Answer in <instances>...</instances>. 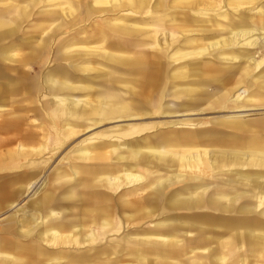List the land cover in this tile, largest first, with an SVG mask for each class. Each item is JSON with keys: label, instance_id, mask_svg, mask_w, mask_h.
I'll return each mask as SVG.
<instances>
[{"label": "rangeland", "instance_id": "1", "mask_svg": "<svg viewBox=\"0 0 264 264\" xmlns=\"http://www.w3.org/2000/svg\"><path fill=\"white\" fill-rule=\"evenodd\" d=\"M130 1L0 0V18H14V33L9 34L2 27L0 46H40L41 41L44 43L43 46H52L50 48L52 50L48 63L38 68V74L43 79L49 76L56 81H61L65 77L64 80L69 85L67 89L56 92L51 91L50 96L46 85H41L38 97L32 98L28 96L29 94H24L23 104H17L20 100L13 98H10L7 102L8 108L4 111L5 113H2V118L0 119V122H7L8 124L6 133L0 134V143L3 142L0 145V236L7 233L9 236H17V240H27L28 238H22L18 235L21 234L20 232L23 227L30 226L36 220L45 217L47 209L49 210V208L43 210L45 208L41 209L36 206V202L40 201L42 197H47V203H50L51 207H53L54 203H66L63 210L65 209L64 212L66 218L69 219V223H72V219L77 220L80 208L77 202L80 195L75 193L76 195L72 196V192L70 193L69 191L67 194L64 193L72 188L73 185H76V183H72V179L74 178L72 169L79 171L81 178L85 179L86 177L85 180H82V184L83 186L88 185L86 186L88 187L87 189L77 191V193L81 192V196L84 198L88 197L91 199L90 201H94V189L91 190L89 187H94V183L92 182L95 178H91L89 175L92 173H88V175L83 169H88L92 166L97 168H102L103 166L107 169L112 168L110 165L116 161L113 155L115 148L107 146L104 149H94L93 147L94 144L103 141H113L114 144L122 142L116 139L118 136L116 133L118 132H130L133 134L131 137L136 136L139 138L144 134L155 135L157 127H161L167 122L178 121L180 122V126L176 130L179 133L190 135V132H193L191 136H194L195 139L198 138L199 141L205 138L201 136V133L205 132V130L212 131L214 139L226 144L231 143L230 137L232 135L239 134V132H235L225 126L208 125L211 119L229 116L234 110L232 108H218L203 112V101H200V94L204 88L201 87L200 82L205 84L209 82V85L212 87L219 88L222 85H226L227 82L235 84V79L240 75L238 69L241 63V60L238 58L240 54L236 55L235 52L246 47L239 46L241 44L237 47L231 45V47L229 43L230 34L241 26L250 28L251 21L250 17L239 9H237L238 14L233 13L234 6L238 7L239 5L249 3L251 4V8L255 9L254 12H256L257 10L264 9V0H255L251 3L247 0H212L213 2L208 4V6L206 3L201 4L197 2V10L194 11L172 9L173 0L159 2V6L156 5V0H147L146 4H144L145 6L139 5L141 0ZM222 40L224 44L229 46L225 47L226 45L222 43ZM212 42H220V46L217 45L218 47L216 48L207 49L199 55L196 53L197 51H194L195 48L201 49L206 44L210 46ZM150 47L155 48L152 53L157 52L159 57L149 52L150 49L148 48ZM250 50L253 51L251 52L253 54L258 52L257 61L260 59L264 60V48ZM144 51L146 52L144 56L145 60L148 63L152 62L155 64L154 67L157 69L155 71L156 79L159 77L164 79V82L155 91L151 92L153 96L161 98L156 108H152L151 103L145 104L144 99H138V97L126 93L124 88L121 89L120 86L116 85L117 89L114 92L121 94L125 103L129 105L131 102L137 103L135 105L131 104L132 107L129 108V112L133 115L132 117L116 120V123L115 120L113 123V121H103L102 117H97L102 122L90 129H85L88 124L82 122H73L70 124L73 126L67 128L68 126H66L63 116L57 121L53 115L41 111L42 104L46 102L50 103L51 109L56 108L58 103L53 99L55 95L75 99L80 102L81 107L87 108V105H91L90 103L96 104V101L103 95L100 94L101 88L107 85L109 80L119 83L130 81L135 85L143 84L144 78L142 79L133 74L134 68H129L124 63L111 62L106 56L107 54H114L118 56V60L123 61V59L133 55L135 52H140L143 56ZM169 62L170 64H168ZM165 64L168 66L165 67ZM262 68H264V63L252 75L258 74ZM26 69L29 72L31 71L32 74V67ZM197 72L200 73L198 74L199 76H190L191 73L195 74ZM37 76L36 74L34 77ZM251 78L252 76L246 80L247 83H250ZM187 82L196 84H189ZM74 87L75 90H72ZM246 87L244 84L236 87L230 94L228 101H231L235 95L240 93L237 90L240 89L242 91ZM133 90L136 92L139 89L138 87H134ZM191 90L195 92L188 94L187 92ZM17 107L18 109L23 107V120L15 117ZM162 108L165 109L164 114L159 113ZM31 109L35 110L36 113H33ZM189 109L196 110L197 114L183 116ZM261 118H264V110L251 112L243 117V119L248 120ZM66 129H70V131ZM137 130H142V132L135 134L133 131ZM163 130L166 131L161 130V132H167L171 128L168 127ZM63 131H69L72 135L66 140L61 139L60 134ZM249 136H252V134ZM201 143L204 144L203 141ZM35 149L39 151V154H37L38 151L31 152ZM196 149L192 156H198L201 159L207 158L209 160L221 157L220 155H215L214 150L211 148L206 150L211 152L208 155H203L204 150L202 147H196ZM85 150L93 153V156L101 155L100 157L106 156L107 158L103 161L100 159H84L81 157V152ZM183 151L187 152V150ZM225 156L227 159L234 157L231 154H226ZM168 163L167 161L161 167L158 165V161L155 160L149 166L139 165L138 167L137 165L135 171L143 172L142 170L146 169L153 173L149 179H154V181L162 179L166 181L167 178L170 179V173L167 169ZM116 164L114 170L109 169L105 173L102 171L105 175L108 172L109 174L111 173V180L114 176L125 177L126 175L122 169L123 165L121 163ZM174 169H177V172L182 173V175L185 173L184 169L179 166ZM186 178V175H184L180 178L179 182H176L174 181L175 178L171 176V179L165 185L166 192H164V196L170 199L180 195L196 194L197 192L203 195L204 192L201 189L208 188L211 185V180L199 182L198 180L191 181ZM27 183L32 184V192H29V189L25 187ZM147 183L144 182L142 184L143 188L141 187L135 191V196L138 195L137 192L141 196L143 193H150L154 190V188L146 187L145 184ZM189 184L195 185V188H189ZM122 185L120 182L112 184L113 199L116 201H118V198H126L122 193H118V189H122ZM89 192H92V194H89ZM240 192L244 191L240 190ZM62 193H64L63 195H67L66 200L63 199ZM203 197L208 196L205 194ZM35 198L36 201H34ZM247 202L250 204L255 203L251 200H247ZM12 203L17 205V207L13 209ZM31 205L33 206L31 207ZM152 206L158 208V211L159 209H162L163 212L166 211L168 221L171 219V213L177 210V208L171 206L164 207L158 204H152ZM198 207L197 205L196 208ZM261 209L264 208L261 207ZM166 213L162 215V220L165 219L164 215ZM156 218L159 219V216L146 221V229H143V227L142 229H137L139 233L133 232L131 229L132 225L125 227L124 231L121 227V233L119 232L117 236H110L106 240H103L101 247L109 248L112 245L123 246L120 242L121 236L126 233L129 241H134L131 240L133 236L139 237L146 233L156 235L157 231L154 229V225L165 224V221L161 222L160 220H156ZM131 222L135 221L132 220ZM221 228L223 227L217 230L219 234L223 233ZM69 230H61V233H73L72 229ZM171 232H174L172 228L169 230V233ZM32 234L27 237L34 239L39 236L37 230H34ZM71 246L73 247H71L73 252L80 251V248L74 242L71 243ZM255 246L254 244L252 246L243 244L241 247L235 248L228 259H223V262L218 258L220 251L213 249L212 254L206 257L200 253L201 256L199 254L196 255L199 257H195L194 260L196 262L192 264H264V244ZM149 247L152 248V246ZM131 248L132 246H130L129 251H131ZM256 248H260V255H256ZM125 251L128 250H124L123 252ZM98 256L100 254H93L88 259V262H94ZM113 256L117 257L118 255L115 254ZM122 256L120 255V257ZM191 256H185L184 254L181 257L178 256V262L181 264H191L187 259V257ZM203 258L205 259L203 260ZM200 260L204 262L201 263ZM121 263L139 264L137 256ZM169 263L176 264V262Z\"/></svg>", "mask_w": 264, "mask_h": 264}, {"label": "bare ground", "instance_id": "2", "mask_svg": "<svg viewBox=\"0 0 264 264\" xmlns=\"http://www.w3.org/2000/svg\"><path fill=\"white\" fill-rule=\"evenodd\" d=\"M162 1L165 2L166 0H156V5L159 6L160 4L159 2ZM247 1L251 3L255 0H247ZM146 2L147 0H141L139 5H144L146 4ZM197 2H200L201 4L206 3V5L208 6V4H211V2L213 1L212 0H173L172 2L173 4L171 5L172 6L171 8L176 10H183V11H194L197 10V5H196ZM250 5L251 4L248 3L244 5H239L238 7L234 6L235 9L233 10V13L235 14L236 13L238 14L237 9L241 10L242 13H246V15L250 17V21H251L250 28H244V26H241L230 34L231 37L229 40L230 46L235 45L234 47H237L239 44H241L239 46L246 47L245 49L243 48L242 50H237L235 52L236 55L240 54L238 58L239 60H241V63L239 64V69L237 68L239 70L240 75L237 76V78L235 79L236 81L235 84L233 85L230 82H227L226 85H222V87L219 88V87H212L211 85H209L210 84L209 82L208 84L200 82L201 87L204 88V90L200 94L201 96L200 101H203L202 102L203 112L218 108L219 109L232 108L234 110L232 111V113H230L229 116H223L219 119H211L208 122V125L210 126H225L231 130H234L235 132H239L238 136L234 137L235 140L231 141L232 146L228 150H225L226 147L223 148V145H221L224 144L223 142L217 140L216 145L219 147H217L216 151L214 150L215 152L214 154L220 155L221 160L219 161L218 158H215L214 160L211 159L209 160L207 158L201 159V157L192 156L193 152L197 150L196 147L200 148L202 143L201 141H199L198 138L195 139L194 136H191L193 132H190V135L186 133L183 134L179 133L176 130L180 126L179 125L180 122L178 121L167 122L163 124L161 127H157L155 135L144 134L139 138L136 136L131 137L133 136V134L130 132H120V133L118 132L116 133L118 135L116 139L121 140L122 142L115 144L113 143V141L98 142L94 144L93 148L104 149L107 146L114 147L115 152L112 153L116 161L113 160L114 164L110 165L112 168H108V169L105 168L104 171H107L109 169L114 170L115 166L117 165L116 163H121L123 165L122 166L123 172L126 175L125 177L114 176L113 179L111 180L110 175L112 174L111 173L109 174L108 172L106 173V175L97 177V179H95L92 182L94 183V188L98 187L99 191H97L98 194L93 203V208L83 211V213L90 216L91 218L81 219L79 226L76 225L72 227L71 224V228H70L66 225L67 223L63 224L62 222L57 221L59 219V216L57 214H59L60 212L59 213L56 212L55 208L59 209L61 205L54 204L53 207L50 208V211H47L45 217L36 220L35 223H33L30 226H24L20 232L21 235L27 237L29 235H32L34 230H37L40 239H42V241H44L49 246L52 245V247H54L55 244L52 242H54L55 240L64 239L70 243L74 242L75 244L78 245L79 248L88 247L91 251H94L97 250L96 249L97 247H100L98 246V242H100L101 239L103 241L110 236H117V234L121 230V227L122 230L124 231L125 227L130 226L127 224L124 225V223H122L121 225V220L123 219L122 218L120 219V217L122 216H124L126 220L132 219L135 216H139V217L142 216L140 218H137L139 220L135 221L136 223L135 222L132 223V228H131L134 233H139L137 232V229H142V227L143 229H146L147 223L145 221L153 217L152 211L151 210L148 211V208H151L150 206H152V204L163 205L164 207L171 206L177 209H191L198 205L199 208L216 209V210L222 207L223 212L226 214V216H237L238 218L239 215L242 216L244 215L246 216L245 218H247L248 220L237 221L238 224L229 223L223 226L213 225L216 222L212 221L211 220L212 218L207 220V223L212 224V226H208L205 224L184 225V226L174 225V222H169L171 221L169 220L167 223L165 222L166 224L154 225V229L157 231V232L155 231L157 233L156 235H149L148 233H146L140 235L139 237L133 236L132 237L133 239L131 240L134 241H129V238L126 235L127 233L124 234L123 236H121L122 238L120 241L123 246L118 247L117 245L116 246L112 245V252L115 254H118L119 252L122 253L124 250H129L130 246H132L129 254H132V256L133 255L137 256V260L139 264L140 263L156 264L155 261L157 260H166L165 262L157 261L158 262L157 264H170L169 262L175 263V259H176L175 256L181 257V255L183 254L185 256L192 255L191 257H187L188 261L192 264L196 262L194 260L195 257L198 258L199 256H201L200 254L204 255L205 257L207 255H211L212 252L214 251L213 249L220 251V253H218V258L223 262V259L225 260L228 259L229 255H231L234 252L235 248L237 247L239 248L243 244L249 246L250 245L252 246L253 244L256 246L258 244H264V209H261V207L264 208V118L257 120L243 119L244 115L246 114H250L251 112H255V111L264 110V68H262L258 74L252 75L254 71L257 70V68H259L262 63H264V60L260 59L257 61L256 59H258V52L253 54L251 53L253 51L250 50V49L256 50L257 48L258 49L264 48V9H260L254 12L255 9H252ZM12 22L14 21L7 20L6 23L4 22L3 25H6V27H8L7 29H10L12 25L14 26V23ZM222 43L224 44L223 40ZM43 45L44 43L41 41L40 46ZM217 45L220 46V42H214V43L212 42L210 46H207L206 44V46L204 45L201 49L195 48L194 51H197L196 53L199 55L200 53H204V51L207 49L218 47ZM227 46L229 45H226L225 47ZM148 49H150L149 52L152 55L159 57V54L157 52H155L154 54L152 53V51L155 48L150 47ZM145 53L146 52L144 51L142 56L140 52H135L133 55L128 56L126 59H123V61L120 59L118 60L117 58L118 56L114 54H107L106 56V58L111 60V62L124 63L129 68H134L133 74H135L137 77H140L142 79L144 78L143 84L140 83L135 85L130 81L128 82L123 81L119 83L114 80H109V83L107 85H104L100 90L101 91L100 94H103L104 96L102 95L99 98V100L95 99L97 100L96 104L90 103L91 105H87V108L81 107L79 101L71 98H63L57 95L54 97L55 102L58 103L56 108L51 109L50 105L44 104L42 107L43 109L41 111L44 112L47 111L48 112L47 114L53 115L55 120L57 121L59 120L60 117L63 116L66 126L67 125L69 126L73 122L75 123L82 122L88 124V126H86L85 129H90L92 127L97 126L99 123L102 122V120L113 121V123L115 120L116 123V120L123 119L126 117L127 118L132 117L133 115L129 112V108H131L132 105L137 104L133 102H131L130 105L125 103L123 96L119 93L114 92V90L117 89V86H120L121 89L124 88L126 90V93L130 95H134V97H138V99L141 98L144 99L143 101L145 102V104L151 103L152 106L151 105L150 106L152 108H156L161 98L160 97L158 98L155 95L153 96L151 92L155 91L158 88V86L164 82V79L160 77L156 79L155 71L157 69L154 67L155 64H153L152 62L148 63L145 60L144 58ZM255 55H257V57H255ZM166 64L165 67L168 66ZM168 64H170V62ZM111 68L113 69V67ZM198 74L200 73L198 72L195 74L191 73L190 76H199ZM250 76H252L250 83H247L246 80ZM9 79H11V77ZM51 82L54 81H51V79H49L48 83L50 84ZM187 83L196 84L191 82H187ZM53 84L55 83H52V85ZM243 84L244 86L247 87L243 88L242 91L240 89L237 90L240 91V93L235 95V97L231 99V101H228L232 91L236 87L241 86ZM62 85L64 86V89H67L68 86L66 85V83ZM58 87L60 86H57L56 90L59 89ZM134 87H138L140 91L136 90L135 92L133 90ZM72 90H75V87L72 88ZM190 92L194 93L195 91L191 90L187 93L189 94ZM0 110H4V107H0ZM186 112L187 113L183 116H193L197 114L196 113L197 111L194 109L193 110L189 109ZM159 113L164 114L165 109L162 108L159 111ZM165 115L167 116V114ZM97 117H102L103 119L100 121L99 118L97 119ZM168 127H170L171 130L167 132H161V130L166 131L163 129ZM133 132L135 134H140L142 130H137ZM209 132L210 131L205 130V132L203 131L201 133V136L208 137ZM251 134L252 136H249ZM60 135H61V139L66 140L72 134L69 131H63L61 132ZM206 140L209 141V139L202 138V141H206ZM13 142L15 141L13 140ZM228 144L230 145L231 143ZM183 150H187V152H184ZM203 150H204L203 155H208L211 153L206 151L207 148H203ZM226 154H231L234 157L232 159H227L225 158ZM83 155H84L83 157L88 159L104 160L107 158L106 156L100 157L101 155L93 156V153L87 150L84 151ZM155 160L158 161V165H160L161 167L164 166L167 161L169 162L167 165V169L169 170L170 173L169 178L171 179V176H173L176 179V180L174 179V181L176 182H179L180 178L183 177L184 175H186L187 180H191V181L198 180L199 182H202V181L211 180V185L208 186V188L206 187L204 189H201L204 192L203 195L206 194V196L208 197H203L201 193L197 192L196 194L180 195V196L172 197L170 199L166 198L164 196V192H166L165 185H167V181L170 179L167 178L166 181L162 179L154 181V179H149L153 174L152 172L146 169L142 170L143 172L135 171L137 165L138 167L139 165L149 166V164H153ZM178 166L184 169L185 172L184 175H182V173L177 172V169H174ZM73 172L74 175H76V172L74 170ZM187 174L189 175L187 176ZM119 182L122 183L123 185H122V189H118V193H122V195L125 196L126 198H123L122 201L120 200L117 203V201L115 200L113 201L114 194L111 189H112V184H116ZM144 182L145 183L148 182L147 184H145L146 187L154 188V190L151 191L150 193H143V195L141 196L137 192L138 195L135 196L136 194L135 191L139 190ZM79 184L83 185L82 182H80ZM86 186L88 185L86 184ZM26 187L29 189V192H32V184L27 183ZM188 187L195 188V185L193 186L189 184ZM91 188H93V186ZM240 190H243L244 192H240ZM36 198L38 199V197ZM36 198L34 199V201H36ZM46 198L47 197H43L42 199H40L41 201L37 200L38 202H36V206L41 209L46 208L48 206L50 207L49 203H47ZM66 198L67 196L64 199ZM247 200L254 201L255 203L250 204L247 202ZM13 205H12L13 209L14 207H17V205L14 206ZM32 206L33 205H31V207ZM117 210L118 211L122 210L123 212L125 211V213H121L122 216H120ZM128 210L133 215H131ZM138 213L143 214L144 218L143 215H139ZM254 214H257L259 217L262 218V220H255L257 219L255 218L254 221L257 222H254L251 219V217L254 216ZM243 222H249V223H243ZM220 227H223L221 228L223 230V233L221 234L217 232V230ZM68 228L72 229L73 233L69 232V233H65L67 234L65 235L59 232V230H66ZM85 228H87V231H85ZM169 228L170 229L172 228L174 232L169 233L170 230ZM68 246L70 245L68 244ZM149 246H152V248H150ZM259 249L260 248L255 249L256 255L261 254L260 253L261 251ZM129 254L127 255L125 254L126 257ZM198 254L199 256H196ZM125 255L123 256L121 255V256L124 257ZM151 259H155V261L152 262ZM204 259L205 258H203V260ZM203 260H200V262L203 263L204 262ZM176 264H181V263L177 261Z\"/></svg>", "mask_w": 264, "mask_h": 264}, {"label": "crops", "instance_id": "3", "mask_svg": "<svg viewBox=\"0 0 264 264\" xmlns=\"http://www.w3.org/2000/svg\"><path fill=\"white\" fill-rule=\"evenodd\" d=\"M7 20H10V21L13 20L14 21V18H11V17L8 19H5L3 17L0 18V34H2V27H4L5 31L8 32L9 34L14 33V26L13 25L10 29H7L8 27H6V25H3L4 22L6 23ZM12 23H14V22H12ZM32 33H34V32H32ZM50 48H52V46H0V83H1L0 84V107H4V110H0V119L2 118V113L8 108L7 102L9 101L10 98L11 99L12 98L13 99H19L20 102H17V104H23V100L25 98L24 94H29L28 96H30L32 98L38 97L39 96V88L41 85H46V87L48 89L49 96H50L51 91L56 92L59 90H64V86L62 84L66 83L64 80L65 77H63L61 79V81H56L55 79H53L52 77H49V76H46L43 79V77L38 74V72H39L38 68H40L41 66H44V65H46V63H48V60L50 58V52L52 50ZM33 54H34V56H33ZM29 67H32V69H33L32 74H31V71L29 72V70L26 69ZM36 74L38 76L34 77V76H36ZM10 77H11L12 81H11V79H9ZM49 79H51V81H54V82H51L49 84L48 83ZM52 83H55L56 85L55 84L52 85ZM74 84H76V83H74ZM5 85H6V88H5ZM66 85L69 86L68 83H66ZM57 86H60V87H58L59 89L56 90ZM10 89H13V90H10ZM55 96H57V95H55ZM55 96H53V99ZM58 96H60V95H58ZM63 98H66V97H63ZM44 104L50 105L49 102H46ZM44 104H42V107ZM50 107H51V105H50ZM32 112L36 113L35 110H33ZM38 112H39V110H38ZM45 113L47 114L48 112L46 111ZM23 114H24L23 107H20L19 109L17 107V110L15 111V117L16 118L19 117L20 119H22ZM69 126H73V125H69ZM69 126L67 128H70ZM77 126L81 127L80 125H77ZM81 128H83V127H81ZM6 130H8L7 122L6 123L0 122V132L6 133ZM69 131H70V129H69ZM236 136H238V134L232 135L230 137L231 141H234L235 140L234 137H236ZM205 139H209V141H207V140L203 141L204 144H202L200 146V148L201 147L207 148V150L211 148L213 150H216L217 147H219L216 145L217 140L214 139V135H213L212 131H210L208 133V137H205ZM1 143L3 144V142H1ZM1 143H0V145H2ZM221 145H223V148L226 147L225 150H228L232 146V142L230 145L228 143L227 144L224 143ZM36 151H38V150L35 149L31 152L33 153ZM83 153L84 152H81V157L84 159H88V158L83 157L84 156ZM37 154H39V151L37 152ZM216 158H218V157H216ZM218 159H219V161L221 160V158H218ZM90 160H97V159H90ZM100 160H102V159H100ZM105 168L106 167L104 166L102 168L101 167H98V168L97 167H89L88 169L87 168H85V169L82 168V169L84 170V172L86 174L92 173L91 175L88 174L89 176H91V178L97 179V177L105 175L102 173V171H104ZM91 169H93V170H91ZM72 172H73V170H72ZM75 172H76V175H74V178H73L74 180H72V183L73 184L76 183L75 186H77V187H75L73 185L72 188H70L66 192H64V191L63 192L67 194L69 191L70 193L72 192V195H76V194L80 195L79 200L77 202L80 206V208L78 210L79 211L78 219L77 220L72 219L73 224L68 222L69 219H67L65 213H63V211H64L63 207L66 205V203H64V204L57 203V204H60L61 207L59 209L55 208L56 212H58V213L60 212L59 214H57L59 216V219L57 221L62 222L63 224L67 223L66 225L70 228H71V224H72V227L76 226V225L79 226L81 219L91 218L90 216L83 213V211H86V210L93 208V203H94L95 198L98 194L97 191H99L98 187H95V188L89 187V189H91V190L94 189V191H93V194L95 196L93 199L94 201H90L91 199H89L88 197L84 198L83 196H81V192L77 193V191L85 190L88 187L79 184L80 182H82V180H85L86 177H85V179L81 178L80 172L77 170H75ZM99 173H102V174H99ZM104 173H105V171H104ZM73 174H74V172H73ZM26 186H27V184H26ZM84 187H86V188H84ZM22 193H23V191H22ZM64 193H62L63 199L67 196V195H63ZM89 194H92V192H89ZM64 200H66V199H64ZM120 200L122 201L123 198H118L117 203ZM113 201H114V199H113ZM54 204H56V203H54ZM49 205H51V204L49 203ZM150 207L151 208H148V211H150V210L152 211L153 217H156V216H159V218L161 217L160 218L161 220L158 218H156V220H160L161 222L165 221L166 223L168 222V218H166L167 217L166 212H163L162 209H159V211H158V208H155V206L154 207L150 206ZM196 207H193L191 209H177L174 212H172L173 214L171 213L172 219H170V220L174 222V225H183V226L184 225H202V224L212 226V224L207 223V220H209L211 218H212L211 219L212 221L216 222L215 224H213L215 226H223V225L229 224V223L230 224H238L237 221L248 220L247 218H245L246 216H244V215L243 216L239 215L241 217L238 216V218H237V216H226V214L223 212V209L221 207H220V209H217V210L216 209L199 208V207L196 208ZM47 208H49V210ZM50 208H52V207L48 206L43 210L47 209V211H50ZM157 211H158V213H157ZM117 212L119 213L120 216H122L121 213H125V211L123 212L122 210H119V211L117 210ZM129 213L131 214L130 211H129ZM162 213L163 214L166 213L164 215L166 217L163 220H162V218H163ZM126 214H127V212H126ZM131 215H133V214H131ZM139 215H143V214H139ZM196 216H198V217H196ZM136 217L140 218L142 216H140V217L135 216L134 218L127 219V220L124 218V216L120 217V219L121 218L123 219V220H121V225H122V223H124V225L125 224L132 225V223H133V222H131L132 220H134V221L139 220V219H136ZM143 218H144V215H143ZM229 218H232V219H229ZM255 218H257V219H255ZM251 219L253 221H254V219L255 220H262V218L259 217L257 214H254V216H252ZM148 220H150V218L147 219L146 221H148ZM226 220H229V221L226 222ZM192 221H194V222H192ZM254 222H257V221H254ZM128 223H131V224H128ZM243 223H249V222H243ZM85 229H87V228H85ZM67 230H69V228ZM59 232L61 233V230H59ZM18 235H20L22 238H24V235H21V234H18ZM25 238H28V239L25 241H20V240H17L18 239L17 236H9V235H7V233L1 234V236H0V264H37V263L38 264H63L64 262H65L64 264H66V263L67 264H123L121 262H123L125 260H129L132 257L133 258L136 257L134 255L132 256V254H129L130 253L129 250H128V252H122V253L119 252L117 254L118 255L117 257L113 256V255H115V253L112 252V247H109V248L101 247L102 246L101 245L102 239L100 240L99 245H98L100 247L96 248L97 250L91 251L87 247V248H80L79 252L74 251L75 252L74 253L72 251V248H71L72 247L71 243L68 242L67 240H64V239L63 240H61V239L55 240L54 242H52L55 244L54 247H52V245L49 246L44 241H42V239H40L39 236H37L34 239L29 238V237H25ZM68 244L70 246H68ZM93 254H100V256H98L97 260H95L94 262H91V261L88 262V259L91 258V256ZM125 254L126 255L129 254V255L126 257ZM120 255H125V256L120 257ZM175 257H176L175 262H177L179 260V258L177 256H175ZM27 259H28V261H27ZM152 261H155V260L153 259ZM160 261L165 262L166 260H160ZM127 264H129V263H127Z\"/></svg>", "mask_w": 264, "mask_h": 264}]
</instances>
